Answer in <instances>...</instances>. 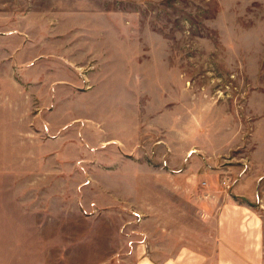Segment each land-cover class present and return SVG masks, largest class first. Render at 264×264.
Instances as JSON below:
<instances>
[{
    "label": "rangeland",
    "instance_id": "rangeland-1",
    "mask_svg": "<svg viewBox=\"0 0 264 264\" xmlns=\"http://www.w3.org/2000/svg\"><path fill=\"white\" fill-rule=\"evenodd\" d=\"M0 44V264H143L157 256L147 240L157 234L150 173L94 176L107 186H89L86 169L46 181L32 118L42 102L34 84L49 61L50 73L58 61L71 64L84 89L91 80L105 86L100 100L101 88L55 100L51 126L70 107L105 116L104 96H112L138 108L148 167L157 166L156 141L163 159L192 140L195 152H225L231 176L236 158L264 154V0H0ZM24 57L40 60L25 77ZM27 151L34 157L25 162ZM220 180L216 188L228 192L233 179Z\"/></svg>",
    "mask_w": 264,
    "mask_h": 264
},
{
    "label": "crops",
    "instance_id": "crops-1",
    "mask_svg": "<svg viewBox=\"0 0 264 264\" xmlns=\"http://www.w3.org/2000/svg\"><path fill=\"white\" fill-rule=\"evenodd\" d=\"M27 39L24 42L28 45L23 44L25 49L32 46ZM21 61H31L19 68L25 77L35 73L30 69L40 60L24 57ZM58 63L63 67V79L57 78L61 67L54 73L46 72L49 64H53L49 61L46 69L41 70V81L34 84L40 85L42 94V102L36 106L38 113L32 120L42 130L43 139L38 142L43 153L39 157L47 172L46 181L51 176L60 178L86 169L89 186H107L94 176L99 172L108 175L121 168L142 169L157 179V194L149 199L157 203V220H154L157 234L155 231L147 237L148 246L153 244L150 247L157 256L152 260L149 257L143 264H264V154L259 156L255 151L236 158L238 162L231 176L224 167L228 161L225 152L213 153L208 145L195 152L192 140V145L179 157L163 159L157 149L164 148V142L156 141L150 151L154 149L151 154L157 157V166L148 167L142 151L147 149L142 135L145 128L139 123L138 108L134 110L126 100L120 102L112 96H104L108 111L105 116L86 117L81 115V110L72 112L70 107L61 121L51 126L48 116L55 115L61 103L55 100H62L66 94L89 98L96 88H101L96 99L100 100L105 88L102 79L98 83L91 80L92 87L90 83L84 89L85 81L77 78L71 64ZM125 121L127 127L123 126ZM28 142L34 143L31 139ZM167 150L172 151L170 146ZM30 154L27 151L25 162L34 157V153ZM80 159L84 160L83 164L77 167ZM31 170L29 173L34 174L30 166L28 171ZM217 177L221 178L220 182L233 179L228 192L222 186L216 188ZM106 191L109 193L111 189ZM141 200L149 202L145 198ZM166 206L169 214L162 210Z\"/></svg>",
    "mask_w": 264,
    "mask_h": 264
}]
</instances>
